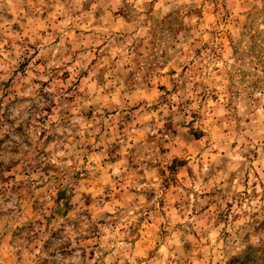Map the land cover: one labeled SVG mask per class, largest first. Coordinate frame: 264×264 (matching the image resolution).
<instances>
[{
  "label": "rangeland",
  "instance_id": "obj_1",
  "mask_svg": "<svg viewBox=\"0 0 264 264\" xmlns=\"http://www.w3.org/2000/svg\"><path fill=\"white\" fill-rule=\"evenodd\" d=\"M0 62L45 125L0 173L22 232L69 264H264V0H0Z\"/></svg>",
  "mask_w": 264,
  "mask_h": 264
},
{
  "label": "clouds",
  "instance_id": "obj_2",
  "mask_svg": "<svg viewBox=\"0 0 264 264\" xmlns=\"http://www.w3.org/2000/svg\"><path fill=\"white\" fill-rule=\"evenodd\" d=\"M16 98H22L20 106L5 117L4 108ZM36 100L18 90L0 89V141H3L0 143V173L9 167L13 173H19L44 147L40 133L45 125H37V113L30 110ZM6 133L8 140H4ZM15 183L0 185V264H41L44 260L49 264H69L65 251L67 236L46 250L44 244L48 236L37 235L39 228L33 232L21 231L27 216L20 209L26 210V204L21 202L20 194L12 190Z\"/></svg>",
  "mask_w": 264,
  "mask_h": 264
}]
</instances>
